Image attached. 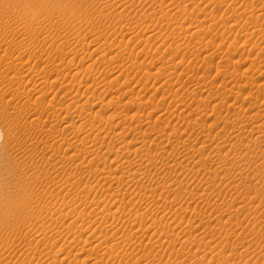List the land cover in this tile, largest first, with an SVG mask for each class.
Segmentation results:
<instances>
[{
    "label": "rangeland",
    "instance_id": "1",
    "mask_svg": "<svg viewBox=\"0 0 264 264\" xmlns=\"http://www.w3.org/2000/svg\"><path fill=\"white\" fill-rule=\"evenodd\" d=\"M0 264H264V0H0Z\"/></svg>",
    "mask_w": 264,
    "mask_h": 264
}]
</instances>
